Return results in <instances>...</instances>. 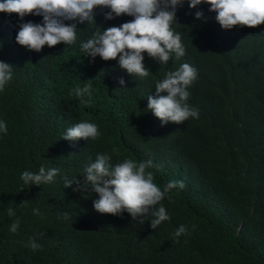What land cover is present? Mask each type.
<instances>
[{
    "label": "trees",
    "instance_id": "1",
    "mask_svg": "<svg viewBox=\"0 0 264 264\" xmlns=\"http://www.w3.org/2000/svg\"><path fill=\"white\" fill-rule=\"evenodd\" d=\"M209 8L190 9L187 0L177 7L173 30L185 54L173 53L165 64L142 53L150 72L143 78L121 69L118 57L93 60L80 47L97 29L133 17L106 20L110 9L96 7L94 24L65 21L76 23L73 44L35 52L15 36L21 23L43 18L0 12V61L14 70L0 91L7 126L0 132V264H264V23L223 30ZM183 63L197 69L187 103L199 118L162 126L147 111V96ZM86 84L91 95L76 96ZM81 121L96 124L100 135L63 140ZM98 154L110 155L112 164L151 160L161 188L182 180L184 188L155 206L170 219L152 229L151 213L136 220L127 212L100 214L93 209L97 194L65 188V178L83 181L85 164ZM41 166L60 169L54 182L24 184L22 172ZM180 225L187 232L176 237ZM30 241L40 247L33 250Z\"/></svg>",
    "mask_w": 264,
    "mask_h": 264
},
{
    "label": "clouds",
    "instance_id": "2",
    "mask_svg": "<svg viewBox=\"0 0 264 264\" xmlns=\"http://www.w3.org/2000/svg\"><path fill=\"white\" fill-rule=\"evenodd\" d=\"M185 0H0V12L17 14L22 20L32 14L41 16L42 23H21L15 36V42L28 51L40 52L47 45L49 48L60 43L71 45L76 41V23L66 24L65 21L94 24L93 10L96 7L108 8L106 20L119 17L122 14L133 17L129 22L120 26L97 29L91 38L82 42L81 50L93 60L99 56L104 61L116 60L121 69L133 76L141 78L149 75L144 66L142 53L159 61L167 63L171 55L177 57L185 54L181 43V35L173 30L178 6ZM189 8H196L201 3L210 5L209 12H214L215 21L223 30L234 26L254 28L264 23V0H187ZM201 12H196L195 18L201 19ZM12 67L0 61V91L12 80ZM197 78V69L188 63H183L175 71H169L165 78L155 84L156 95L147 96V111L161 121L182 124L189 118H199V110L190 106L187 101L190 93L187 88ZM118 83L123 86L125 81ZM165 93L166 95H161ZM74 94L83 97L91 95V84L74 90ZM83 103H87L83 101ZM0 132H7L6 123L0 121ZM100 135L98 126L88 121H81L69 127L63 140L78 139L95 140ZM153 162L134 161L125 159L116 164L111 163L108 154H98L94 162L85 164L83 181L65 178L64 187L76 184L73 191L97 194L93 201V209L100 214L120 215L127 212L133 220L151 213L150 221L155 229L163 221L170 219L165 207L156 205L165 198L166 194L179 187L184 188L182 180L167 182L163 188L154 182ZM60 169L41 166L38 172L25 170L21 174L24 184L39 186L54 182ZM27 201H25L26 203ZM39 214L38 209H33ZM9 216L14 215L11 208ZM69 218L67 212L61 213ZM19 221H14L10 231L16 232ZM187 232L185 225H180L175 231L176 237ZM30 247L37 250L40 245L30 241Z\"/></svg>",
    "mask_w": 264,
    "mask_h": 264
}]
</instances>
